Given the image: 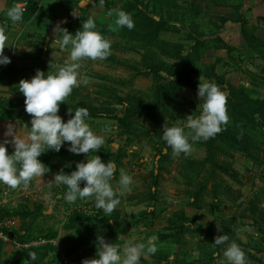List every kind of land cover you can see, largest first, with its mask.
<instances>
[{
	"label": "rangeland",
	"instance_id": "obj_1",
	"mask_svg": "<svg viewBox=\"0 0 264 264\" xmlns=\"http://www.w3.org/2000/svg\"><path fill=\"white\" fill-rule=\"evenodd\" d=\"M21 1L28 7L13 23L7 11ZM240 1L105 0L101 8L99 0H0L4 55L11 60L0 65V143L12 139L5 136L10 124L22 137L31 128L19 82L37 70L54 74L50 63L62 65L70 55V45L53 44L57 24L75 35L91 16L94 30L111 42L106 60L81 61L80 86L58 115L66 123L78 107L88 109L85 122L105 139L89 158L115 164L110 183L120 200L108 216L94 198L69 204L60 198L66 186L49 181L61 170L70 175L88 156L69 152L68 142L45 152L38 157L48 176L45 201L29 197L17 210L0 209V217L18 219L0 237V264H82L98 258L99 236L122 254L126 243H146L153 235L158 250L139 264H227L226 246L213 245L218 235L235 241L247 264H264V39L244 29L249 53L222 32L229 23L245 24ZM110 9L127 12L135 27L110 31L116 19L107 15ZM201 75L226 93L229 122L215 138L193 143L191 155L174 158L163 127L184 128L188 115H200ZM105 127L113 131L102 132ZM121 169L132 177L123 195Z\"/></svg>",
	"mask_w": 264,
	"mask_h": 264
},
{
	"label": "clouds",
	"instance_id": "obj_2",
	"mask_svg": "<svg viewBox=\"0 0 264 264\" xmlns=\"http://www.w3.org/2000/svg\"><path fill=\"white\" fill-rule=\"evenodd\" d=\"M105 0H99L102 8ZM73 16H79L76 9ZM109 17L115 16L114 26L109 25L110 31H116L127 27L132 30L135 27L132 17L125 11L110 9L107 13ZM7 17L17 23L23 19V9L19 5H13L7 11ZM96 23L93 17H89L82 23V28L75 35L69 33L67 28L60 24L54 28L53 44L60 49L70 48V55L62 65L50 63V68H55L53 74L37 70L36 75L29 80L19 82L18 91L25 97V111L31 119V128L22 137L18 134L13 125H9L5 132L6 137L0 143V184L6 185L11 190H16L22 186L23 190L29 188L30 182L45 175L46 167L38 159L49 150L59 152L65 142L70 144L68 151L80 155L88 156L87 162H79L76 170L71 174H65L61 170L54 176V182L49 184L64 185L67 188L64 199L69 203H75L77 199L94 198L95 207L102 209L106 216L111 215L120 200L116 198L110 181L114 178L116 166L112 161L103 163L97 155L89 158L90 152H98L105 143L104 136L96 135L86 123L89 111L86 107H78L74 112V117L66 123L58 115L60 105L65 104L66 99L71 95L74 88L79 87L81 61H103L111 55V42L94 29ZM8 37L4 28H0V65H8L11 60L4 55L6 41ZM54 56V53H53ZM88 84V78L82 81ZM198 97L200 104L198 110L200 115L194 117L188 115L185 120V127H169L165 123L163 127L162 139L172 150V156L179 157L181 154L191 155L193 143L201 140L208 141L221 133L229 122L227 113V95L215 83L204 82L201 75L198 84ZM73 111L69 108V116ZM185 128L189 131L186 134ZM113 129L105 127L102 132L110 133ZM191 139L192 143L189 142ZM14 147V154L9 155L6 145ZM85 186L81 189V182ZM132 177L123 169L120 170L119 187L120 194L130 191ZM219 230L220 227L217 225ZM222 231V230H221ZM122 239V237H120ZM158 237L153 235L146 243L134 244L128 242L124 245L123 251L119 245L105 241L103 236L97 237V256L94 259H84L82 264H139L141 256L154 255L157 252ZM214 246H226L223 256L227 264H247L244 251L235 241H229V236L218 235L215 237ZM32 261H35V253H29Z\"/></svg>",
	"mask_w": 264,
	"mask_h": 264
},
{
	"label": "crops",
	"instance_id": "obj_3",
	"mask_svg": "<svg viewBox=\"0 0 264 264\" xmlns=\"http://www.w3.org/2000/svg\"><path fill=\"white\" fill-rule=\"evenodd\" d=\"M240 13L243 19L246 21L245 24L243 25L239 22L229 23L225 25V28L222 32L225 35L224 37H227L231 41V45L240 47L243 51L251 53L252 49L249 47L247 39L245 38L244 29H247L264 39V0H241ZM230 69L228 70L230 71ZM47 177L48 176L45 174L42 178L35 179L38 189L42 188L37 191L38 193L35 194L36 199L37 197L42 199L45 198L44 194L47 188V181H45V179ZM49 210L50 209H48V211Z\"/></svg>",
	"mask_w": 264,
	"mask_h": 264
},
{
	"label": "built area",
	"instance_id": "obj_4",
	"mask_svg": "<svg viewBox=\"0 0 264 264\" xmlns=\"http://www.w3.org/2000/svg\"><path fill=\"white\" fill-rule=\"evenodd\" d=\"M17 5H19L23 10H26L28 7V1L18 2ZM40 189L42 188L38 189L35 179L30 182L27 190H23L22 186L16 190H11L6 185L0 184V209L7 208L9 210H17L20 208L21 204L26 203V199L29 197H34L35 200L42 199L38 197L36 199L35 196V194L38 193L37 191ZM63 197L64 196L61 197L60 195V198ZM43 200L45 201V198H43ZM17 220L18 219L15 215L10 217H0V237H6L4 228H10V226L17 224ZM41 241L43 243L48 242L46 238H42Z\"/></svg>",
	"mask_w": 264,
	"mask_h": 264
},
{
	"label": "trees",
	"instance_id": "obj_5",
	"mask_svg": "<svg viewBox=\"0 0 264 264\" xmlns=\"http://www.w3.org/2000/svg\"><path fill=\"white\" fill-rule=\"evenodd\" d=\"M6 212H10V211H6ZM16 212V211H15Z\"/></svg>",
	"mask_w": 264,
	"mask_h": 264
}]
</instances>
